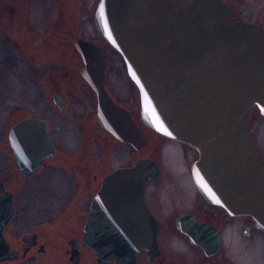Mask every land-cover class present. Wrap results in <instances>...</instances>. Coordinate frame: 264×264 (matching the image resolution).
<instances>
[{"label": "water", "instance_id": "1", "mask_svg": "<svg viewBox=\"0 0 264 264\" xmlns=\"http://www.w3.org/2000/svg\"><path fill=\"white\" fill-rule=\"evenodd\" d=\"M95 25L123 57L140 92V123L194 148L191 176L199 194L264 230V156L249 126L256 109L264 116V26L238 20L222 0H100ZM74 47L97 100L98 126L141 152L146 135L134 112L107 91L100 46L79 39ZM54 101L65 108L59 94ZM10 137L24 177L57 155L45 120H22ZM160 176L158 163L142 158L102 179L82 234V245L96 252L98 263L139 264L141 249L149 259L160 253L159 224L145 204L148 183ZM177 228L204 250L212 231L220 245L212 228L189 215L178 217Z\"/></svg>", "mask_w": 264, "mask_h": 264}, {"label": "rangeland", "instance_id": "2", "mask_svg": "<svg viewBox=\"0 0 264 264\" xmlns=\"http://www.w3.org/2000/svg\"><path fill=\"white\" fill-rule=\"evenodd\" d=\"M222 1L231 6L238 20L264 26V0ZM21 2L27 7L25 12L23 8L21 9V23L25 26L29 25L28 44L32 59L30 62L25 61L21 54L13 52L14 99L12 101L8 99L6 104L10 107L0 105V125L4 123L9 109H14L13 121L32 115L46 117L51 122V138L61 146V149L77 152L88 141V137H92L89 151L90 156L96 161L97 182L104 173L119 167L133 166L139 159L157 160L161 168V176L157 181L149 184V202L156 206L166 241L172 231L168 224L176 215L190 211L196 199V189L191 176L196 150L160 136L141 124L147 140L142 151L134 153L129 145L110 139L98 126L97 100L94 92L80 75L83 63L80 56L79 60L77 59L72 44V40L77 37L92 40L101 47L107 64L106 88L115 102L132 110L138 123L141 114L140 92L128 75L123 57L100 35L95 26L94 17L100 0H21ZM22 29L19 28L18 37L23 36ZM19 38L23 40L22 37ZM72 59L74 61L76 59L74 64ZM43 64L61 66L58 70H48L49 72L44 75L45 68H41ZM55 89L60 90L67 100L68 106L65 111L60 112L53 106ZM249 126L264 156V116L258 109L253 112ZM172 151L178 154L180 170L170 165L169 155ZM0 165L3 163L0 162ZM47 172L49 174L46 176ZM63 173L65 175V172H61L58 168H47L43 173L35 176L33 183H28V186L36 182L40 188L43 185L50 188V191L56 189L57 196L65 197L69 192L66 188L67 181L62 177ZM24 192H28L27 198L34 206V196L37 195L30 190ZM76 197L70 206L71 212L68 213L72 216H75L81 206H86L80 197V192ZM54 206H56L55 214L59 209V203ZM58 227L60 224L54 222L50 230H56ZM260 237L261 241H259ZM239 239L242 241L244 238L239 236ZM258 243L264 249L262 232L255 241L247 240V244L241 243L243 245L241 248L239 244L238 252H244L250 247L254 248ZM49 257H47L48 263L51 260L56 261L57 264L66 263L65 257L61 258L58 253L50 254Z\"/></svg>", "mask_w": 264, "mask_h": 264}, {"label": "flooded vegetation", "instance_id": "3", "mask_svg": "<svg viewBox=\"0 0 264 264\" xmlns=\"http://www.w3.org/2000/svg\"><path fill=\"white\" fill-rule=\"evenodd\" d=\"M23 3L21 0H0V105L2 106H9L6 104L8 99L11 101L14 99L15 60L13 52L21 54L25 61L30 62L32 59L28 44L29 25L25 26L21 23V9L23 8V12L27 9ZM19 28H23L24 34L22 33L23 36L19 37H22L24 41L17 36ZM78 39L77 37L72 40L73 46ZM76 57L79 58L77 52ZM72 62L74 64L76 59L75 61L72 59ZM60 66V64H43L41 68H45L43 70L45 75L49 72L48 70H58ZM56 94L62 96L60 90H54V108L60 112L65 111L68 106L67 102H65V108L61 110L54 101ZM13 112L14 109H9L4 123L0 125V162L3 163L0 165V264H46L47 257L53 253L60 254L61 258L65 257L66 263L64 264H100L97 262L96 252L82 245L83 230L94 199L101 189V180L109 172L104 173L97 182L96 161L90 156L89 151L92 137L89 136L88 141L77 152L61 149V146L51 138V122L46 117L32 115L13 121ZM30 118L47 122L50 140L57 155L43 160L34 175L24 177L17 168L10 133L17 123ZM47 168H58L61 172H65L62 177L67 181L68 195L57 196L56 189L50 191V188L43 185L40 188L36 182L28 186L35 176L40 175ZM48 174L47 172L46 176ZM26 190L37 195L34 196V206L29 202L28 192H24ZM79 192L86 206H81L75 216L69 215L72 201L77 198ZM52 197L55 201L49 199ZM149 197L147 189L146 206L159 224L157 243L160 253L153 259H149L148 252L141 249L139 264H242L238 257V251L243 246L241 243L247 244V240L255 241L261 232L264 233L256 228L251 217L233 216L223 207L208 203L196 191V199L191 210L176 215L168 224L172 231H170V238L165 241L163 224L156 213V206L151 201L149 202ZM58 203L59 209L54 214V207H56L54 204ZM9 211L11 215L6 219ZM184 214L193 217L198 224H205L212 228L219 237V247H216L214 243L213 231L210 232V247L207 250L194 243L190 234L181 232L177 228V219ZM54 222L59 223L60 227L50 230ZM239 236H243L244 239L240 241ZM47 264L57 263L51 260ZM109 264H115V262Z\"/></svg>", "mask_w": 264, "mask_h": 264}, {"label": "bare ground", "instance_id": "4", "mask_svg": "<svg viewBox=\"0 0 264 264\" xmlns=\"http://www.w3.org/2000/svg\"><path fill=\"white\" fill-rule=\"evenodd\" d=\"M169 161L170 165H172L175 169L180 170L181 163L178 158V154H176L175 151L170 152ZM179 173L181 174V172ZM238 257L242 264H264V249L261 244L258 243L254 248L250 247L244 252H240Z\"/></svg>", "mask_w": 264, "mask_h": 264}, {"label": "snow or ice", "instance_id": "5", "mask_svg": "<svg viewBox=\"0 0 264 264\" xmlns=\"http://www.w3.org/2000/svg\"><path fill=\"white\" fill-rule=\"evenodd\" d=\"M169 135H171V133H169Z\"/></svg>", "mask_w": 264, "mask_h": 264}]
</instances>
